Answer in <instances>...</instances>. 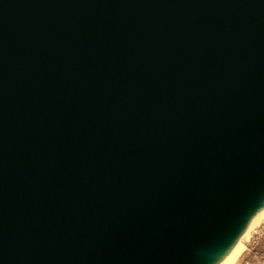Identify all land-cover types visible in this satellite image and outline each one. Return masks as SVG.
<instances>
[{"label": "water", "instance_id": "95a60500", "mask_svg": "<svg viewBox=\"0 0 264 264\" xmlns=\"http://www.w3.org/2000/svg\"><path fill=\"white\" fill-rule=\"evenodd\" d=\"M263 180L264 0H0V264H190Z\"/></svg>", "mask_w": 264, "mask_h": 264}, {"label": "bare ground", "instance_id": "6f19581e", "mask_svg": "<svg viewBox=\"0 0 264 264\" xmlns=\"http://www.w3.org/2000/svg\"><path fill=\"white\" fill-rule=\"evenodd\" d=\"M263 220L264 180L251 191L227 221L205 242L190 264H237L244 249L243 240Z\"/></svg>", "mask_w": 264, "mask_h": 264}, {"label": "rangeland", "instance_id": "374dc122", "mask_svg": "<svg viewBox=\"0 0 264 264\" xmlns=\"http://www.w3.org/2000/svg\"><path fill=\"white\" fill-rule=\"evenodd\" d=\"M254 229L242 242L244 249L237 264H264V220Z\"/></svg>", "mask_w": 264, "mask_h": 264}]
</instances>
